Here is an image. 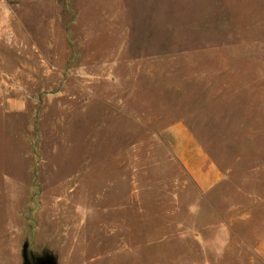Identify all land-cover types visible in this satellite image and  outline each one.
Instances as JSON below:
<instances>
[{
    "label": "rangeland",
    "instance_id": "374dc122",
    "mask_svg": "<svg viewBox=\"0 0 264 264\" xmlns=\"http://www.w3.org/2000/svg\"><path fill=\"white\" fill-rule=\"evenodd\" d=\"M263 238L264 0H0V264H264Z\"/></svg>",
    "mask_w": 264,
    "mask_h": 264
},
{
    "label": "crops",
    "instance_id": "0c3cea01",
    "mask_svg": "<svg viewBox=\"0 0 264 264\" xmlns=\"http://www.w3.org/2000/svg\"><path fill=\"white\" fill-rule=\"evenodd\" d=\"M170 134L175 141L173 146L175 155L190 173L201 191L209 192L223 181L224 173L222 169L213 162L205 149L186 130L184 125L173 126ZM256 249L264 257V238Z\"/></svg>",
    "mask_w": 264,
    "mask_h": 264
},
{
    "label": "water",
    "instance_id": "95a60500",
    "mask_svg": "<svg viewBox=\"0 0 264 264\" xmlns=\"http://www.w3.org/2000/svg\"><path fill=\"white\" fill-rule=\"evenodd\" d=\"M28 255L25 253L24 256V264H31L30 260H28ZM35 264H57V262L52 258H41L38 259Z\"/></svg>",
    "mask_w": 264,
    "mask_h": 264
},
{
    "label": "flooded vegetation",
    "instance_id": "af4514ba",
    "mask_svg": "<svg viewBox=\"0 0 264 264\" xmlns=\"http://www.w3.org/2000/svg\"><path fill=\"white\" fill-rule=\"evenodd\" d=\"M28 260H30L31 264H35V262H33V259L29 256Z\"/></svg>",
    "mask_w": 264,
    "mask_h": 264
}]
</instances>
